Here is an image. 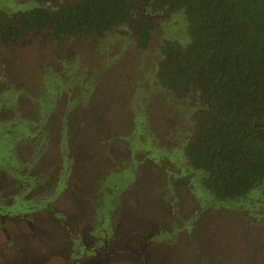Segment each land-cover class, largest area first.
Here are the masks:
<instances>
[{
    "label": "rangeland",
    "instance_id": "374dc122",
    "mask_svg": "<svg viewBox=\"0 0 264 264\" xmlns=\"http://www.w3.org/2000/svg\"><path fill=\"white\" fill-rule=\"evenodd\" d=\"M186 36L173 13L146 49L115 29L0 38V264H264V182L223 200L195 173L174 186L193 102L155 70L161 42Z\"/></svg>",
    "mask_w": 264,
    "mask_h": 264
},
{
    "label": "trees",
    "instance_id": "16d2710c",
    "mask_svg": "<svg viewBox=\"0 0 264 264\" xmlns=\"http://www.w3.org/2000/svg\"><path fill=\"white\" fill-rule=\"evenodd\" d=\"M173 13L188 41L161 42L155 78L177 98L192 96L196 121L184 148L191 171L174 186L195 173L216 199L244 197L264 182V0H72L0 10V38L17 44L44 30L60 38L115 29L146 49L156 19Z\"/></svg>",
    "mask_w": 264,
    "mask_h": 264
},
{
    "label": "flooded vegetation",
    "instance_id": "af4514ba",
    "mask_svg": "<svg viewBox=\"0 0 264 264\" xmlns=\"http://www.w3.org/2000/svg\"><path fill=\"white\" fill-rule=\"evenodd\" d=\"M94 257L92 258L93 264H108L107 260L105 259V257Z\"/></svg>",
    "mask_w": 264,
    "mask_h": 264
}]
</instances>
